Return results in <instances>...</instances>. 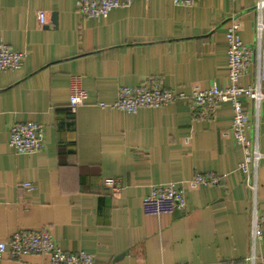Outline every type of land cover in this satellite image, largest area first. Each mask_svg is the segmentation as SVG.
<instances>
[{
	"label": "crops",
	"instance_id": "1",
	"mask_svg": "<svg viewBox=\"0 0 264 264\" xmlns=\"http://www.w3.org/2000/svg\"><path fill=\"white\" fill-rule=\"evenodd\" d=\"M79 2L0 0V43L25 54L20 69L0 72V242L49 230L63 251L91 254L95 264H251L252 217L264 215V101L256 111L241 99L248 138L263 156L256 192L239 170L244 154L232 135L231 103L208 118L184 101L136 114L99 104L114 103L120 87L226 88L234 15L254 51L240 84L254 85L257 0H198L191 7L136 0L101 20L85 18ZM41 11L51 13V24H40ZM74 77L88 98L72 115ZM25 122L42 126L44 145L16 154L10 129ZM198 174L220 183L191 189ZM109 179L114 188L106 187ZM170 183L186 190V209L146 217L144 198ZM256 254L264 264V234ZM49 262L7 254L0 264Z\"/></svg>",
	"mask_w": 264,
	"mask_h": 264
},
{
	"label": "built area",
	"instance_id": "2",
	"mask_svg": "<svg viewBox=\"0 0 264 264\" xmlns=\"http://www.w3.org/2000/svg\"><path fill=\"white\" fill-rule=\"evenodd\" d=\"M136 0H80L79 10L88 19H106L116 9L130 7ZM179 7H191L198 0H170ZM256 31L261 46L259 49V74L254 85L243 87L242 77L250 72L254 61V51L241 39L242 23L240 18L232 16L228 29V86H213L208 90L194 88L190 92L183 89H168L159 85L142 87H120L117 99L108 105L100 103L102 108H112L127 114H136L142 108H163L181 101L192 104L202 117H212L221 103H231L234 110L232 135L235 143L241 148L244 159L239 170L246 176V185L257 191V175L263 158L258 146L248 138L250 118L243 106L242 98H247L258 111L264 101V0H257ZM39 22L47 26L52 22V15L46 11L39 14ZM25 54L15 52L6 44L0 43V72L18 70L23 66ZM80 78L74 77L70 92V113L76 114L78 108L85 104L88 95L80 85ZM41 125L35 122L16 123L10 129L9 145L16 154H33L43 148L44 135ZM220 183L214 174H198L189 182L191 189L199 187H215ZM106 187L114 188L116 182L109 179ZM25 187L33 189L29 184ZM186 209V190L175 184L154 186L142 203V211L146 217H161L183 212ZM264 215L254 212L252 217L251 242L252 255L248 261L259 264L256 249L263 239ZM9 254L14 260L27 255H43L49 257V264H95V257L84 252L69 253L59 248L49 230L17 232L8 241L0 242V261ZM184 264V263H183Z\"/></svg>",
	"mask_w": 264,
	"mask_h": 264
},
{
	"label": "trees",
	"instance_id": "3",
	"mask_svg": "<svg viewBox=\"0 0 264 264\" xmlns=\"http://www.w3.org/2000/svg\"><path fill=\"white\" fill-rule=\"evenodd\" d=\"M70 110V109H69ZM73 115V114H72Z\"/></svg>",
	"mask_w": 264,
	"mask_h": 264
}]
</instances>
